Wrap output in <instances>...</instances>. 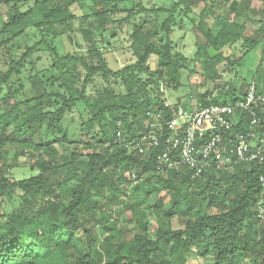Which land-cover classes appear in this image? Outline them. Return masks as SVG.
Instances as JSON below:
<instances>
[{
	"label": "trees",
	"instance_id": "trees-1",
	"mask_svg": "<svg viewBox=\"0 0 264 264\" xmlns=\"http://www.w3.org/2000/svg\"><path fill=\"white\" fill-rule=\"evenodd\" d=\"M87 1L0 0L9 7L0 14V264H189L193 250L214 256L215 264H264V219L255 209L264 199V163L210 168L194 177L187 167L159 170L162 149L141 154L136 147L148 131L147 110L165 108L160 82L176 80L173 41L162 36L176 26V13L193 23L194 62L207 79L224 61L239 65L225 49L239 44L246 54L262 44L264 51V19L251 29L230 20L216 0H172L171 8L137 3L114 21L131 25L137 61L113 69L99 46L112 28L106 7L132 0H92L86 11ZM250 3L234 0L232 6L247 10ZM74 6L83 15L77 17ZM142 14L156 15V25L132 22ZM76 33L80 51L61 53L54 39L70 45ZM210 49L217 52L213 57ZM42 53L49 60L40 69ZM153 56L160 61L156 70L149 64ZM26 77L36 89L29 98L18 94ZM110 80L125 92H116ZM246 93L234 87L209 100L200 92L195 106H182L235 104ZM257 95L264 97L259 86ZM255 109L264 117V103ZM74 111L79 141L65 124ZM250 121L251 115L241 114L233 132L248 133ZM263 131L258 127L257 135ZM22 155L37 173L16 180L11 170ZM131 171L142 180L133 183ZM151 195L157 196L154 204ZM154 216L155 236L149 228ZM175 218L180 228H174Z\"/></svg>",
	"mask_w": 264,
	"mask_h": 264
},
{
	"label": "rangeland",
	"instance_id": "rangeland-1",
	"mask_svg": "<svg viewBox=\"0 0 264 264\" xmlns=\"http://www.w3.org/2000/svg\"><path fill=\"white\" fill-rule=\"evenodd\" d=\"M219 4H222L224 8L222 11L230 20L237 22H245L247 26L251 29H256L259 27V20L264 19V3L261 0H251L250 8L244 9L242 4H237L232 6L234 0H216ZM241 2V0H239ZM86 11L89 10L88 5L91 7L94 3L92 0H88ZM141 3L147 8H171L172 0H132L131 2H122L117 8L114 4H110L106 7L109 11V16L107 18L108 22L111 24L109 31L106 32L107 40L99 44L101 50L104 53L106 61L113 69L121 68L127 63H133L137 61V55L134 50V43L130 39L131 25L128 23H114V21L121 20L129 14V11L134 10L135 5ZM199 6H204L203 2H199ZM234 7V8H233ZM27 6L23 8L25 10ZM72 10L75 12L77 17L83 15V9L78 6H74ZM199 11V8H195ZM235 10H239L240 14ZM244 10L246 15H244ZM9 12V7L0 2V14L6 16ZM194 14V13H193ZM177 20L176 26L167 34L162 33V36L169 38L173 41L172 49V59L173 65L177 70L176 80L174 82H160V91L162 92V99L167 103L172 105H192L195 106L198 102L197 96L200 92L208 95L209 100H214L219 96H222L223 92L238 87L242 92L249 89L252 83L256 84V87H260L262 90V96H264V51L262 44L258 45L252 51L244 53V50L239 44L234 45L231 48L225 49L224 53L226 55H231L235 53V59H240L239 65L233 68L227 61L218 64L215 68V73L210 74V79L206 78L201 71V67L195 65L194 59L197 53L196 48V37L193 31V23L189 17L182 16L176 13ZM156 15L142 14L138 15L136 18L132 19L135 24H146V27L152 28L156 25ZM94 19V18H93ZM163 19V18H161ZM79 22H75L76 32H78ZM30 32V31H29ZM34 34V33H33ZM80 34L76 33L74 36L75 42L68 44L64 42L60 37L54 39V43L59 47L60 52L64 51H80V47L76 44V40L80 39ZM28 38V43L32 44L35 38L31 35L26 36ZM82 40H80L81 42ZM157 45H161L164 42L156 41ZM214 49H210L209 56L213 57L216 55ZM42 60L38 62V67L41 69L46 65L49 60V55L47 53H42ZM151 70H156L160 61L156 56H153L149 62ZM196 68V69H195ZM195 69V70H194ZM203 75V76H202ZM83 76V73H81ZM113 84V88L116 92H125V89L121 85V82H115L110 80ZM258 84V85H257ZM98 87H103L104 83L100 80L97 81ZM24 90L20 92L19 95L23 98H29L36 93V89L32 87L29 83L28 77L24 78ZM94 88L90 87V94L94 93ZM6 89L1 94L6 93ZM192 96V97H191ZM78 114L76 111L69 113L65 117V124L70 132L71 138L79 141V136L77 135V129L79 127L80 121L77 118ZM79 148L83 149V144H78ZM13 155L10 152L9 157ZM4 156V155H3ZM28 155H22L18 157L15 161V166L11 170V175L16 180H22L32 177L37 173L33 170L32 166L29 164ZM157 201L156 195H151L149 197V203L154 204ZM157 218L154 216L150 218L149 228L153 236L157 233ZM174 228H180L182 225L179 223L178 219L173 220ZM189 264H215L214 256L208 255L201 257L197 255L195 250L188 255Z\"/></svg>",
	"mask_w": 264,
	"mask_h": 264
},
{
	"label": "built area",
	"instance_id": "built-area-1",
	"mask_svg": "<svg viewBox=\"0 0 264 264\" xmlns=\"http://www.w3.org/2000/svg\"><path fill=\"white\" fill-rule=\"evenodd\" d=\"M263 103L264 97L257 95L255 83L235 104L200 103L189 109L166 102L165 108L147 110L148 131L136 147L141 154H147L151 147L162 149L159 170L168 172L187 167L194 177H201L210 168L262 164L264 131L257 135V128L264 127V117L255 106ZM243 113L251 115L250 131L233 132ZM129 178L133 183L142 180L135 171L129 173ZM259 181L264 188V173ZM255 209L258 218L264 219V199L257 202Z\"/></svg>",
	"mask_w": 264,
	"mask_h": 264
}]
</instances>
